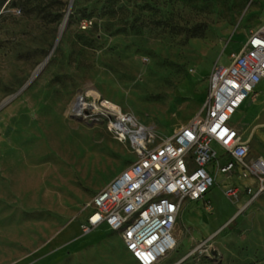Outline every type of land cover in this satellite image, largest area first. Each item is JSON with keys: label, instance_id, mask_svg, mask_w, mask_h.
I'll return each mask as SVG.
<instances>
[{"label": "rangeland", "instance_id": "rangeland-1", "mask_svg": "<svg viewBox=\"0 0 264 264\" xmlns=\"http://www.w3.org/2000/svg\"><path fill=\"white\" fill-rule=\"evenodd\" d=\"M24 2L0 12V264H137L118 233L80 225L138 156L74 105L104 98L164 143L203 107L213 68L264 24V0ZM254 121L264 134L262 111ZM250 144V157L264 149L255 134ZM251 185L219 174L204 201L184 205L158 264H264V194L250 203Z\"/></svg>", "mask_w": 264, "mask_h": 264}, {"label": "built area", "instance_id": "built-area-1", "mask_svg": "<svg viewBox=\"0 0 264 264\" xmlns=\"http://www.w3.org/2000/svg\"><path fill=\"white\" fill-rule=\"evenodd\" d=\"M82 26L86 29L88 22ZM263 81L264 24L251 31L228 67L213 68L203 107L160 145L151 127L118 106L100 97L88 104L80 96L72 114L107 120L109 132L120 142L131 141L138 156L86 206L90 213L80 225L82 234L105 226L121 236L137 264H158L176 248L174 230L184 205L204 201L219 174L252 180L245 190L250 203L263 196L264 158H251L250 145L231 126L233 116ZM240 193L238 186H230L226 196L237 198ZM205 202L211 211L210 202Z\"/></svg>", "mask_w": 264, "mask_h": 264}, {"label": "crops", "instance_id": "crops-1", "mask_svg": "<svg viewBox=\"0 0 264 264\" xmlns=\"http://www.w3.org/2000/svg\"><path fill=\"white\" fill-rule=\"evenodd\" d=\"M255 95L250 96L243 104L241 109L233 116L231 119V126L240 132L243 139L248 142L249 146V154L251 156L252 149L250 144V136L255 134L263 144H261V147H264V134L260 133L258 130V125L255 124L254 120L257 118L258 114L262 113L264 114V81L261 82L255 90ZM238 118H240V124L236 125V120L238 121ZM263 157L264 158V149L262 152L257 155L253 156L251 158H258ZM182 211L179 215L180 218H178V222L180 221ZM177 222V223H178Z\"/></svg>", "mask_w": 264, "mask_h": 264}, {"label": "trees", "instance_id": "trees-1", "mask_svg": "<svg viewBox=\"0 0 264 264\" xmlns=\"http://www.w3.org/2000/svg\"><path fill=\"white\" fill-rule=\"evenodd\" d=\"M18 2H19V6L21 8H26L28 7V2L25 3L24 0H0V12L3 10V8L6 6L11 4V6H18ZM69 18H71V14L69 15ZM112 232V231H111ZM113 233V232H112ZM115 233V232H114ZM136 262V260H135Z\"/></svg>", "mask_w": 264, "mask_h": 264}, {"label": "bare ground", "instance_id": "bare-ground-1", "mask_svg": "<svg viewBox=\"0 0 264 264\" xmlns=\"http://www.w3.org/2000/svg\"><path fill=\"white\" fill-rule=\"evenodd\" d=\"M65 23V22H64ZM64 29H65V24L61 27V30H60V34L62 35V33L64 32ZM60 35V36H61ZM44 65L42 67L39 68V70L36 72L35 76L43 69ZM81 104V102H80ZM85 104H82V106H84Z\"/></svg>", "mask_w": 264, "mask_h": 264}, {"label": "water", "instance_id": "water-1", "mask_svg": "<svg viewBox=\"0 0 264 264\" xmlns=\"http://www.w3.org/2000/svg\"><path fill=\"white\" fill-rule=\"evenodd\" d=\"M79 99H77V101H78ZM77 103V102H76ZM76 108V104L74 105V109ZM72 116H74V117H76L75 115H72Z\"/></svg>", "mask_w": 264, "mask_h": 264}]
</instances>
